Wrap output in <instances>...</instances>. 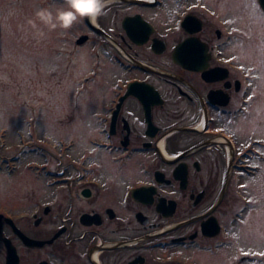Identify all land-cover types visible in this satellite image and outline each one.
I'll return each instance as SVG.
<instances>
[{
	"label": "flooded vegetation",
	"instance_id": "flooded-vegetation-1",
	"mask_svg": "<svg viewBox=\"0 0 264 264\" xmlns=\"http://www.w3.org/2000/svg\"><path fill=\"white\" fill-rule=\"evenodd\" d=\"M70 31L50 49L105 156L47 141L28 224L0 211V264H264L262 0H108Z\"/></svg>",
	"mask_w": 264,
	"mask_h": 264
},
{
	"label": "rangeland",
	"instance_id": "rangeland-1",
	"mask_svg": "<svg viewBox=\"0 0 264 264\" xmlns=\"http://www.w3.org/2000/svg\"><path fill=\"white\" fill-rule=\"evenodd\" d=\"M40 3L0 0V211L8 209L22 227L28 224V218H20L28 211V194L37 196L45 189L35 175L44 172L41 161L50 147L47 141L72 137L93 150L88 144L92 134L85 132L88 120L81 122L76 108L81 103L90 111L91 96L76 100L73 69L66 66L65 57H54L55 49H50L60 45L54 34L66 37L70 29L36 38L24 27ZM93 154L105 156L99 149Z\"/></svg>",
	"mask_w": 264,
	"mask_h": 264
},
{
	"label": "clouds",
	"instance_id": "clouds-1",
	"mask_svg": "<svg viewBox=\"0 0 264 264\" xmlns=\"http://www.w3.org/2000/svg\"><path fill=\"white\" fill-rule=\"evenodd\" d=\"M107 4L108 0H63L64 6L55 11L39 8L24 27L31 30L36 38H44L57 29L68 30L74 24L82 23L84 18L95 23L98 17L106 14Z\"/></svg>",
	"mask_w": 264,
	"mask_h": 264
},
{
	"label": "water",
	"instance_id": "water-1",
	"mask_svg": "<svg viewBox=\"0 0 264 264\" xmlns=\"http://www.w3.org/2000/svg\"><path fill=\"white\" fill-rule=\"evenodd\" d=\"M262 6L264 7V0H262ZM17 232L20 234V236H22V238L25 242L28 241V237L23 232H21L20 230H17ZM12 255L14 256L13 258H15V252L14 251L12 252Z\"/></svg>",
	"mask_w": 264,
	"mask_h": 264
}]
</instances>
